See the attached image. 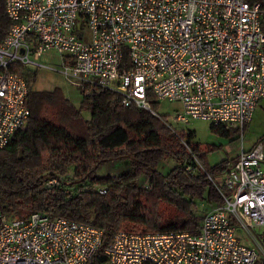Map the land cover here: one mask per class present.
Listing matches in <instances>:
<instances>
[{
  "label": "built area",
  "instance_id": "2783aa9c",
  "mask_svg": "<svg viewBox=\"0 0 264 264\" xmlns=\"http://www.w3.org/2000/svg\"><path fill=\"white\" fill-rule=\"evenodd\" d=\"M12 22L0 43V151L25 128L29 108L18 63L58 72L80 94L107 88L123 106L161 117L147 96L178 102L165 124L192 120L239 130L264 101V5L246 0H4ZM55 52L60 67L40 59ZM208 179L222 203L196 231L113 233L101 264H264L262 144L242 149ZM55 180L49 183H55ZM105 186L98 188L104 194ZM104 230L37 210L0 212V264H95ZM245 240L253 241L251 244Z\"/></svg>",
  "mask_w": 264,
  "mask_h": 264
},
{
  "label": "trees",
  "instance_id": "16d2710c",
  "mask_svg": "<svg viewBox=\"0 0 264 264\" xmlns=\"http://www.w3.org/2000/svg\"><path fill=\"white\" fill-rule=\"evenodd\" d=\"M246 1L264 5V0ZM11 24L0 0V43ZM10 70L26 82L29 117L0 151L1 213L23 218L44 210L102 228L95 260L101 264L114 232L196 231L203 212L222 203L207 177L221 174L231 163L228 158L209 162L207 152L219 146L201 147L192 141L193 131L181 128L185 145L165 124V114L123 106L110 89L81 94L75 106L59 87L33 89L38 69L14 63ZM147 98L156 110L159 102L151 93ZM211 131L231 139L239 133L224 126H211ZM121 158L130 160V171L97 175L103 163ZM166 159L172 164L162 172L159 166ZM101 186L104 194L98 192Z\"/></svg>",
  "mask_w": 264,
  "mask_h": 264
},
{
  "label": "rangeland",
  "instance_id": "374dc122",
  "mask_svg": "<svg viewBox=\"0 0 264 264\" xmlns=\"http://www.w3.org/2000/svg\"><path fill=\"white\" fill-rule=\"evenodd\" d=\"M45 64L54 66L55 68L60 67L59 57L55 52H48L44 54L41 59ZM59 87L62 93L67 97L75 106H78L81 94L79 90L71 87L64 78L56 71H48L43 69H38V77L33 85V89H43L52 87ZM180 105L178 102L169 101L168 99L161 100L156 108V113L158 114H172L176 109H179ZM83 116L88 117L89 113L83 111ZM177 127H184V131H189L194 129L195 136L193 138L194 143H198L201 146L207 145H217L214 151L207 152L209 162L213 164L215 159H219L221 155L229 153L227 156L231 157L240 149V142L244 148L252 145L253 139L264 135V105L257 104L253 112L251 122L249 126L245 129V133L242 138L238 137L236 139H229L211 131V125L208 122L200 120H192L186 124H175ZM172 161L169 159L163 160L159 168L162 172H166L169 167H171ZM130 171V160L128 158L116 159L113 161H107L103 163L97 170V175L99 176H112L120 173ZM200 208L203 205L198 206V210L195 213H200ZM203 210V209H202ZM255 232L264 233V227L255 228ZM246 243H253V241L245 240Z\"/></svg>",
  "mask_w": 264,
  "mask_h": 264
},
{
  "label": "crops",
  "instance_id": "0c3cea01",
  "mask_svg": "<svg viewBox=\"0 0 264 264\" xmlns=\"http://www.w3.org/2000/svg\"><path fill=\"white\" fill-rule=\"evenodd\" d=\"M53 87H55V86H53ZM52 87V88H53ZM43 89H45V88H43ZM46 89H49V88H46ZM61 89V88H60ZM38 90H42V89H38ZM62 91V90H61ZM260 103V105L262 106V105H264V101H259L258 102V104ZM255 110V109H254ZM253 115V114H252ZM251 122V121H250ZM250 124V123H249ZM249 124L246 126V128L249 126ZM184 128V127H183ZM191 131H193L194 132V136H195V130L194 129H192ZM244 133H245V131H244ZM229 139H231V138H229ZM233 140V139H232ZM258 142H260L261 144H262V153H264V135H261V136H259V137H256L255 139H253V143H252V145L251 146H249V147H247V148H244V146L242 145V149L245 151H247V150H250L251 148H253V146L256 144V143H258ZM201 147H203V146H201ZM241 147V146H240ZM239 153H240V149H239V151L238 152H236L234 155H231V157H229V156H227L229 153H226L225 155L223 154V155H221L220 157H219V159H215L214 161H213V163H217V162H220L221 160H223V159H225V158H228V159H230V162H232L234 159H236V157L239 155ZM261 167H262V169H264V160H262V162H261Z\"/></svg>",
  "mask_w": 264,
  "mask_h": 264
}]
</instances>
